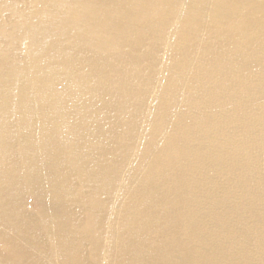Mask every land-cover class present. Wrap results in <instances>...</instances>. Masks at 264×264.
Here are the masks:
<instances>
[{
  "label": "bare ground",
  "instance_id": "bare-ground-1",
  "mask_svg": "<svg viewBox=\"0 0 264 264\" xmlns=\"http://www.w3.org/2000/svg\"><path fill=\"white\" fill-rule=\"evenodd\" d=\"M0 264H264V0H0Z\"/></svg>",
  "mask_w": 264,
  "mask_h": 264
},
{
  "label": "rangeland",
  "instance_id": "rangeland-1",
  "mask_svg": "<svg viewBox=\"0 0 264 264\" xmlns=\"http://www.w3.org/2000/svg\"><path fill=\"white\" fill-rule=\"evenodd\" d=\"M31 205H32L34 208L36 207V204H34V203H33V204H31Z\"/></svg>",
  "mask_w": 264,
  "mask_h": 264
}]
</instances>
